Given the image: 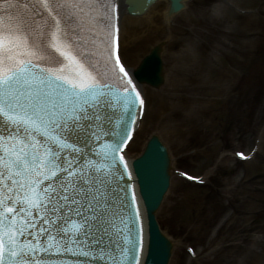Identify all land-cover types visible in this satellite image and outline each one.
<instances>
[{
	"label": "snow or ice",
	"instance_id": "obj_1",
	"mask_svg": "<svg viewBox=\"0 0 264 264\" xmlns=\"http://www.w3.org/2000/svg\"><path fill=\"white\" fill-rule=\"evenodd\" d=\"M27 2L34 16L44 21L42 28L32 16L15 17L10 0H0L5 5L0 8V264H44L27 257L53 248L57 254L71 252L72 245L81 249L79 255L95 258V250L81 246L94 229L107 232L105 225L113 206L105 177L111 175V164L103 161L115 162L120 141L103 146L99 164L84 159L77 144L87 146L95 136L85 121L93 120L89 109L108 103L102 97L109 88L104 83L109 71L127 78L122 86L126 105L134 102L129 99L133 92L137 97L139 93L119 56L109 63L110 41L118 42L119 32L108 23L114 3ZM112 31L117 33L115 37ZM93 49L100 58L96 63L103 61V74L89 63L87 53ZM69 147L71 158L65 155ZM37 217L42 225H48L38 230L47 235V248L38 234L29 231L37 227ZM25 234L33 235L35 243L27 239L21 243ZM98 254L102 259L107 255L116 264L103 249ZM130 256L132 249L121 251L123 259Z\"/></svg>",
	"mask_w": 264,
	"mask_h": 264
},
{
	"label": "rangeland",
	"instance_id": "obj_2",
	"mask_svg": "<svg viewBox=\"0 0 264 264\" xmlns=\"http://www.w3.org/2000/svg\"><path fill=\"white\" fill-rule=\"evenodd\" d=\"M165 3L159 2L149 11L153 15L148 13L135 25L124 16L121 20L120 41L129 66L154 40L173 38L163 50L166 84L159 90L145 87L147 109L127 154L136 156L146 137L157 132L176 156V168L200 179L186 181L178 172L172 177L164 223L185 232L177 239L170 264H209L213 259L218 264H264V215L258 208L264 191L249 190L240 184L243 169L232 170L239 162L238 150L248 154L264 147V0H203L199 8L192 4L178 15L173 25L162 16ZM148 16L154 20L149 27ZM241 122L251 126L250 144L232 147ZM218 166L226 169L217 179L218 194L200 189L209 185ZM248 194L256 200L243 198ZM231 195L239 196V209L247 212L235 214L236 222L251 221L256 211L259 226L254 234L240 232L241 239L229 243L219 227L231 213ZM223 205L226 211H219Z\"/></svg>",
	"mask_w": 264,
	"mask_h": 264
},
{
	"label": "bare ground",
	"instance_id": "obj_3",
	"mask_svg": "<svg viewBox=\"0 0 264 264\" xmlns=\"http://www.w3.org/2000/svg\"><path fill=\"white\" fill-rule=\"evenodd\" d=\"M159 0H148L147 3H144V12H140V13H131V14H125L122 12V7L124 6V1H121L119 2V14L123 17H126L125 15H128L126 17V22H130L132 23L133 25L136 24V22H139L142 17L146 16L148 14V12L150 10H152V8L154 7V4L156 2H158ZM167 9V8H166ZM146 10V11H145ZM151 15L152 12H149ZM174 14V12H173ZM149 15V14H148ZM151 20L150 22L145 23V25H147L149 27V23H152V21L154 22L153 19H151L149 16L147 18V20ZM125 25V23H124ZM122 26V24H121ZM104 27V26H103ZM150 30V28H149ZM123 29L121 28L120 30V37H122V33H123ZM163 38V37H161ZM142 62L145 60L147 61L148 65L150 66L149 63H152L153 65H155L157 63V60L154 59V54L151 52V54L147 57H145V55H143L141 58ZM141 64V63H140ZM136 65H139V63L137 62L134 67H128V71L132 74L133 76V82L136 84L137 88L139 89L140 93L143 92V89H144V83L142 81H147V77H148V73L145 72V66H142V67H138ZM136 66V67H135ZM143 79L141 81L140 77ZM139 122V117L137 118V120ZM135 138V135L132 137L131 141L129 142L131 144V142L133 141V139ZM127 153V152H126ZM127 158V157H126ZM127 161L128 163H131V158H127ZM133 179H135L133 177ZM139 180V179H138ZM134 182V193L136 194L137 196V201H138V207H139V211H140V216H136V226H137V231L139 230L141 232V238L138 240V244L139 246L141 247V251H140V257H141V263L140 264H143V261L145 259V255H148L149 257L151 255H153V260L152 262L155 261V264H160L158 261H160L161 259L159 258V255L158 253L155 251L153 245H151V240L152 239H155V243L156 244H159V246L162 245L163 248H161L162 250V253L166 256V255H169L171 256L170 254H167V252L171 253L172 254V251L174 249V244L172 245L170 240H168V233L166 232V230H164L163 228H161V230H159L158 232H154L153 234L150 233L148 231V217H145V214H147L145 211H147L146 207L144 206V204L142 203L141 201V194L139 193L138 191V186L136 184V180H133ZM167 182H163V186L164 188H167ZM141 186V185H140ZM154 189V188H153ZM162 207V206H161ZM164 207V206H163ZM161 211L163 210L160 209ZM154 219L157 223H159V217H158V214H154ZM175 235V234H174ZM173 233L170 235V237H174ZM173 242H176V238H173ZM159 246H156L157 249L159 248ZM162 254V255H163ZM155 258V260H154ZM147 259V257H146Z\"/></svg>",
	"mask_w": 264,
	"mask_h": 264
},
{
	"label": "water",
	"instance_id": "obj_4",
	"mask_svg": "<svg viewBox=\"0 0 264 264\" xmlns=\"http://www.w3.org/2000/svg\"><path fill=\"white\" fill-rule=\"evenodd\" d=\"M11 1H14V0H11ZM121 1H124V0H119V2H121ZM109 2H111V1L109 0ZM169 11L173 13V10H170V9H169ZM168 15H169V14H168ZM170 15H171V13H170ZM103 26H104V25H100L101 28H103ZM123 219L126 220V217H123ZM129 223L132 225V228L136 229V231H137L136 217H135L134 219H132V221H130ZM115 226H116V225H114V224H112V223H111V224L108 223V224L105 226V227H107V232H106V233L109 232V229L111 230V228H115ZM122 228L125 230V227H122ZM116 229H117V231H118L119 234H122V232L119 230V226H117ZM120 236H121V235H119L118 238H117V239H119V241H118V244H119V245H121V241H122L121 238H120ZM133 242H134V241H133ZM137 243H138V242H137Z\"/></svg>",
	"mask_w": 264,
	"mask_h": 264
}]
</instances>
